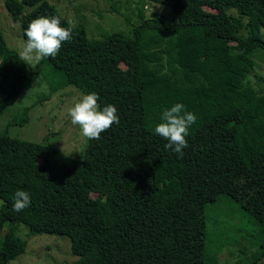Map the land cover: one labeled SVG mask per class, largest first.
I'll return each mask as SVG.
<instances>
[{
	"label": "trees",
	"instance_id": "trees-1",
	"mask_svg": "<svg viewBox=\"0 0 264 264\" xmlns=\"http://www.w3.org/2000/svg\"><path fill=\"white\" fill-rule=\"evenodd\" d=\"M145 1L171 8L173 20L155 12L131 35L89 39L48 0H4L24 43L41 16H58L72 39L55 58L27 65L0 29V113L48 69L96 93L101 110L114 105L120 122L88 139L82 159L0 135V264L26 249L19 224L68 236L76 257L68 264H220L222 244L206 243L205 209L221 194L260 227L264 254V91L249 78L250 54L264 49V0ZM176 103L197 117L183 158L154 133ZM18 190L31 200L22 212L13 211Z\"/></svg>",
	"mask_w": 264,
	"mask_h": 264
},
{
	"label": "rangeland",
	"instance_id": "rangeland-1",
	"mask_svg": "<svg viewBox=\"0 0 264 264\" xmlns=\"http://www.w3.org/2000/svg\"><path fill=\"white\" fill-rule=\"evenodd\" d=\"M73 26H83L89 39L120 31L131 35L132 28L143 18L155 12L173 20L174 12L162 4L145 0H48ZM30 8L24 9V12ZM210 10L208 7H204ZM228 12L234 13V9ZM0 29L7 46L16 53L24 40L19 23L0 0ZM245 34V31H242ZM254 69L250 82L264 91V49L257 47L250 54ZM125 68V60L121 62ZM85 94L66 84L60 72L42 70L10 100L0 113V135L32 142H48L63 153L77 159L84 157L88 139L79 126L73 125L68 114ZM3 201L0 198V207ZM206 243L213 239L222 244L220 264H264L260 227L236 201L221 194L206 205ZM6 227L0 231L3 238ZM17 235L26 241L23 253L4 264H68L76 257L71 253V241L66 235L30 233L26 225L19 224ZM210 248V247H209Z\"/></svg>",
	"mask_w": 264,
	"mask_h": 264
},
{
	"label": "clouds",
	"instance_id": "clouds-1",
	"mask_svg": "<svg viewBox=\"0 0 264 264\" xmlns=\"http://www.w3.org/2000/svg\"><path fill=\"white\" fill-rule=\"evenodd\" d=\"M26 41L18 53L19 59L27 65L38 64L46 57L55 58L61 46L72 39L71 29L61 26L58 16H41L33 19L25 29ZM99 96L96 93L84 95L68 114L71 123L81 128L85 138L98 140L101 134L113 124H119L118 109L107 105L100 109ZM182 103H176L162 113L163 122L157 124L154 133L167 141L165 148L183 158L184 149L188 147L186 137L190 126L196 123L195 114L184 111ZM31 204L29 193L18 190L13 197V211L22 212Z\"/></svg>",
	"mask_w": 264,
	"mask_h": 264
}]
</instances>
